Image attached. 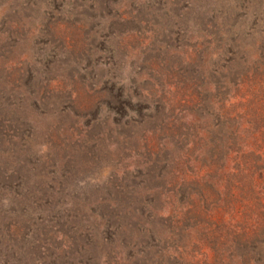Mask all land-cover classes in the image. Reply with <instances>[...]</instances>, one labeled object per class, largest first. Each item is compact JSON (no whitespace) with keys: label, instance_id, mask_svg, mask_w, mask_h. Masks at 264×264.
<instances>
[{"label":"rangeland","instance_id":"374dc122","mask_svg":"<svg viewBox=\"0 0 264 264\" xmlns=\"http://www.w3.org/2000/svg\"><path fill=\"white\" fill-rule=\"evenodd\" d=\"M264 0H0V264H264Z\"/></svg>","mask_w":264,"mask_h":264},{"label":"trees","instance_id":"16d2710c","mask_svg":"<svg viewBox=\"0 0 264 264\" xmlns=\"http://www.w3.org/2000/svg\"><path fill=\"white\" fill-rule=\"evenodd\" d=\"M260 232H261V233H264V224H263V226L260 228Z\"/></svg>","mask_w":264,"mask_h":264}]
</instances>
